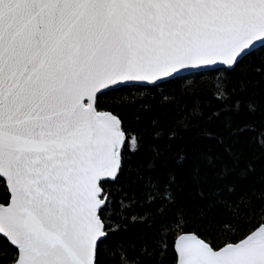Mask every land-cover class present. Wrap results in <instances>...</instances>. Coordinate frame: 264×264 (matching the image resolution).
<instances>
[{"label": "snow or ice", "instance_id": "snow-or-ice-1", "mask_svg": "<svg viewBox=\"0 0 264 264\" xmlns=\"http://www.w3.org/2000/svg\"><path fill=\"white\" fill-rule=\"evenodd\" d=\"M261 83L264 0H0V264H264Z\"/></svg>", "mask_w": 264, "mask_h": 264}, {"label": "trees", "instance_id": "trees-1", "mask_svg": "<svg viewBox=\"0 0 264 264\" xmlns=\"http://www.w3.org/2000/svg\"><path fill=\"white\" fill-rule=\"evenodd\" d=\"M212 81L204 80L196 85L198 90L207 93L204 99H209L212 89ZM252 91H264V83L259 84L258 87H253ZM132 111L138 113L140 116V127H144L150 119L157 115L155 111L144 112L139 107V102L132 105ZM129 120H132V115L129 116ZM237 125L244 128L238 136L234 138V148L237 153L240 154L241 166L248 164L249 162H255L257 168V178L262 165H264V149L261 148V142L264 141V118L245 116L237 121ZM130 130L137 131V125L133 122L130 124ZM149 159L147 152H141L133 157V162L137 165V170L128 176L127 181H124L126 185L132 183L136 176L139 174L148 175L146 168ZM121 193H117V202L119 201ZM129 239H135L134 233L127 234ZM0 259H3V253L0 252Z\"/></svg>", "mask_w": 264, "mask_h": 264}]
</instances>
